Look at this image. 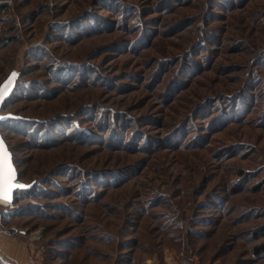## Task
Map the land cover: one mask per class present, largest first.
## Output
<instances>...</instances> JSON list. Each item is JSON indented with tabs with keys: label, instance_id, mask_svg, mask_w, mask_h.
<instances>
[{
	"label": "rangeland",
	"instance_id": "1",
	"mask_svg": "<svg viewBox=\"0 0 264 264\" xmlns=\"http://www.w3.org/2000/svg\"><path fill=\"white\" fill-rule=\"evenodd\" d=\"M10 74L2 247L264 264V0H0Z\"/></svg>",
	"mask_w": 264,
	"mask_h": 264
},
{
	"label": "water",
	"instance_id": "2",
	"mask_svg": "<svg viewBox=\"0 0 264 264\" xmlns=\"http://www.w3.org/2000/svg\"><path fill=\"white\" fill-rule=\"evenodd\" d=\"M15 80H16V75L14 74H10L3 82L2 84L0 85V92L3 93L2 96H0V122L2 120H5L9 117H13L12 114H3L2 113V105L4 104V102L7 100V98L11 95L14 87H15ZM10 81V83H9ZM6 150L8 154H10V162H11V165L12 167L15 169V182L19 185H23V187H19V188H14L11 192V201H7V200H4V199H0L1 201H4V202H8V203H14L15 202V192L17 189H24V188H28L30 187V185L22 182L19 180V177H18V171H17V168L15 166V163L13 161V154H12V151L9 149V146L7 144V142L5 141L4 137L2 136V133L0 131V152Z\"/></svg>",
	"mask_w": 264,
	"mask_h": 264
},
{
	"label": "snow or ice",
	"instance_id": "3",
	"mask_svg": "<svg viewBox=\"0 0 264 264\" xmlns=\"http://www.w3.org/2000/svg\"><path fill=\"white\" fill-rule=\"evenodd\" d=\"M2 95L3 93L0 92V96ZM10 159V154H8L6 150L0 152V199L9 202L11 201L12 190L14 188L23 187V185H19L15 182V169L12 167Z\"/></svg>",
	"mask_w": 264,
	"mask_h": 264
},
{
	"label": "crops",
	"instance_id": "4",
	"mask_svg": "<svg viewBox=\"0 0 264 264\" xmlns=\"http://www.w3.org/2000/svg\"><path fill=\"white\" fill-rule=\"evenodd\" d=\"M2 244L3 242L0 238V255L3 256V252L6 256L10 254L12 258H0V264H43L41 258H28V252L25 253L26 251L23 247L18 246L17 249L10 251L2 247ZM10 255L7 257H10Z\"/></svg>",
	"mask_w": 264,
	"mask_h": 264
},
{
	"label": "built area",
	"instance_id": "5",
	"mask_svg": "<svg viewBox=\"0 0 264 264\" xmlns=\"http://www.w3.org/2000/svg\"><path fill=\"white\" fill-rule=\"evenodd\" d=\"M2 202H4V201L0 200V204H2ZM2 205L8 206V203L5 202V204H2ZM18 232H19V229L16 227L7 228V227H4L0 224V234L10 236V237H14Z\"/></svg>",
	"mask_w": 264,
	"mask_h": 264
},
{
	"label": "trees",
	"instance_id": "6",
	"mask_svg": "<svg viewBox=\"0 0 264 264\" xmlns=\"http://www.w3.org/2000/svg\"><path fill=\"white\" fill-rule=\"evenodd\" d=\"M7 102H8V100H6L5 102H4V104L2 105V110L1 111H3L4 110V108H5V106L7 105ZM12 120V119H11ZM2 122H0V124H1ZM10 148V147H9ZM11 149V148H10ZM12 151V150H11ZM13 161H14V163H15V165H16V162H15V159H14V156H13ZM18 177L20 178V174H19V172H18ZM19 190H21V189H17L16 190V192H15V195H17V193H18V191ZM15 201H16V199H15Z\"/></svg>",
	"mask_w": 264,
	"mask_h": 264
},
{
	"label": "bare ground",
	"instance_id": "7",
	"mask_svg": "<svg viewBox=\"0 0 264 264\" xmlns=\"http://www.w3.org/2000/svg\"><path fill=\"white\" fill-rule=\"evenodd\" d=\"M2 204H5V202H2Z\"/></svg>",
	"mask_w": 264,
	"mask_h": 264
}]
</instances>
